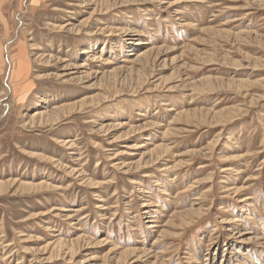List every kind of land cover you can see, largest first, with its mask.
Listing matches in <instances>:
<instances>
[{
  "label": "rangeland",
  "instance_id": "1",
  "mask_svg": "<svg viewBox=\"0 0 264 264\" xmlns=\"http://www.w3.org/2000/svg\"><path fill=\"white\" fill-rule=\"evenodd\" d=\"M81 4L0 0V264H264V0Z\"/></svg>",
  "mask_w": 264,
  "mask_h": 264
},
{
  "label": "bare ground",
  "instance_id": "2",
  "mask_svg": "<svg viewBox=\"0 0 264 264\" xmlns=\"http://www.w3.org/2000/svg\"><path fill=\"white\" fill-rule=\"evenodd\" d=\"M115 1H117V0H81V2H82V4L80 5L81 7L83 6V8H88L89 6H91V5H94L95 7H94V9L92 10V15L93 14H95L96 12H98V14H100L101 12V9H97V7H96V4H98V3H100V2H105V3H109V2H113V3H115ZM175 4V3H174ZM53 10H56V11H59L60 9H58V8H53ZM106 12V11H105ZM92 17V16H91ZM87 21H85V22H80V24L82 23V25H84V26H86V23ZM54 26H57L60 30H63V29H66V28H68V31H73V30H76L77 32L76 33H78L79 31L76 29V27H75V25L73 24V23H71V22H66L65 24H63V25H55L54 24ZM104 29L105 28H102V29H100L99 30V33H102L103 31H104ZM116 31H120V32H123L124 30L123 29H120V28H116L115 29ZM115 30H113V29H109L108 30V35L109 34H112L113 33V31H115ZM92 34H94V33H92ZM126 35H128V33H126ZM90 36V35H89ZM125 40H126V38H125ZM128 40V39H127ZM131 41V40H130ZM136 45L137 44H139V45H141V43H140V41H137V43H135ZM143 44V43H142ZM145 44V43H144ZM34 49H35V47H33ZM134 50V49H133ZM133 50H131V51H133ZM149 49H146V50H142V49H138V50H135V51H133V52H129V54L127 55L128 57H132V58H122L121 59V61L122 62H125V63H129V64H131L132 66L133 65H137V63L138 62H140V63H142L141 64V66H142V68L146 65V61H147V59H148V54H149ZM82 54H84V55H88L89 56V58H87L86 60H89L90 61V63H92V64H87V65H90V66H86L85 65V63H82L81 65H76V66H73V65H69V63H67V64H64V62L66 61V60H60V62H63L62 64V68H61V70H62V72L60 73V74H58V76H60V77H62V78H67V77H69V76H73L75 79H77L78 81H83V82H88V80H92V79H94V78H97L98 76H100V77H103L104 75H107V74H109V72L111 73V71H107V70H105L101 65H99V64H97V62L98 63H100V62H102L101 61V54H98L97 52H93L92 50H89L88 48H84V49H82ZM42 56V54H38L37 55V60H40L41 57ZM66 63V62H65ZM106 64H109V61H107V60H105V62H102V65H106ZM99 66H101V67H99ZM131 66V67H132ZM20 67H21V61H20ZM22 67H23V65H22ZM20 68V71L23 69V68ZM130 67V68H131ZM85 68H88V70H84ZM103 68V69H102ZM137 68V67H136ZM75 69V71H72V70H74ZM107 69V68H106ZM115 72V69L114 70H112V73H114ZM119 72V71H118ZM41 76L42 75H40V74H38V79H40L41 78ZM18 78H20V77H18ZM43 100V98H38L37 99V101H36V105L38 104V102L39 101H42ZM54 109L55 108H57L56 106L55 107H53ZM64 108V107H63ZM62 110V108L60 107L58 110ZM50 117V114L46 111V110H44V111H37V110H35V111H33V113L30 115V118H32V119H39V120H43V119H45V118H47V117ZM59 142H61L63 145H65V146H67V148H71V146H72V144H73V142H71L69 139H64V140H59ZM69 145V146H68ZM157 146H159V145H157ZM143 147V145H139L137 148H142ZM165 147V146H164ZM163 148V147H162ZM168 148V147H167ZM156 149V148H155ZM159 149V148H158ZM160 149H161V147H160ZM152 150H154V149H152ZM166 150V149H165ZM150 151V150H149ZM155 152V151H154ZM166 152V151H165ZM147 153V152H146ZM153 153V152H152ZM257 153H258V151H257ZM73 154V153H72ZM148 154H150V153H148ZM160 154V153H159ZM249 154V153H248ZM247 154V155H248ZM35 155V153H30V156H34ZM151 155V154H150ZM152 156V155H151ZM154 156V155H153ZM150 157V156H149ZM159 157H161V156H159ZM244 157V156H243ZM154 159V158H153ZM159 160V159H158ZM161 160V159H160ZM151 161V160H150ZM156 163V162H155ZM148 164H149V162H148ZM152 164V163H151ZM145 165V164H144ZM121 166L122 167H124L125 165H122L121 164ZM125 167H128L127 165L125 166ZM167 168V167H166ZM164 169V168H163ZM73 170V169H72ZM71 170V171H72ZM14 184V181L13 182H10V185H13ZM44 183H41L40 185H35V184H27L26 186H32V187H37V186H39V187H41L42 185H43ZM156 184H159V183H156ZM2 185V184H1ZM25 187V186H24ZM161 189V188H160ZM159 189V190H160ZM230 189H234L233 190V192L234 193H238L241 189H239V188H233V187H230L229 188V190ZM144 193H146V191L144 192ZM162 194H166V191L164 192L163 190H162ZM240 201H243V199L242 200H240ZM141 207H142V213L143 214H152L154 211L153 210H151V208H153V207H157V204H153L152 202H150V201H144L143 203H142V205H141ZM85 207H83V206H81L80 208H76L74 211L75 212H80L81 210H83ZM71 213V212H70ZM152 217V216H151ZM229 220H230V218H229ZM149 223H150V225L148 226V228H154V227H156L155 226V224H154V222H153V220L152 221H149ZM227 223H229V221H227ZM246 233V232H245ZM246 236V235H245ZM71 243V242H70ZM59 244V242L58 243H55L54 245H53V248L56 246V245H58ZM7 245V244H6ZM9 245V244H8Z\"/></svg>",
  "mask_w": 264,
  "mask_h": 264
}]
</instances>
